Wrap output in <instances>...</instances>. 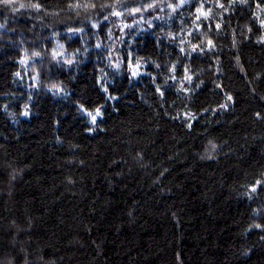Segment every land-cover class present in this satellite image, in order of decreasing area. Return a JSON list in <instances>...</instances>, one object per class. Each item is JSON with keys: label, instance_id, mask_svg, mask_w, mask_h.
Wrapping results in <instances>:
<instances>
[{"label": "trees", "instance_id": "trees-1", "mask_svg": "<svg viewBox=\"0 0 264 264\" xmlns=\"http://www.w3.org/2000/svg\"><path fill=\"white\" fill-rule=\"evenodd\" d=\"M262 12L0 3V264H264Z\"/></svg>", "mask_w": 264, "mask_h": 264}, {"label": "rangeland", "instance_id": "rangeland-1", "mask_svg": "<svg viewBox=\"0 0 264 264\" xmlns=\"http://www.w3.org/2000/svg\"><path fill=\"white\" fill-rule=\"evenodd\" d=\"M262 21H264V12H262ZM139 23V16L137 17H133L130 21L128 22H119L117 23V25H114V29H113V34H112V38L113 36H117V37H120V34H119V31L121 32L124 28L128 27V26H136L137 24ZM112 33V32H111ZM109 59L111 61V64L113 66H116V65H119L122 61H121V56H119V53L117 52V49L116 48H112L110 53H109ZM128 70H129V73L130 75L133 77L132 73L133 71L135 70L137 72V75L134 77L136 78L138 75H140L141 73L144 72V62L141 60V59H138V60H135V61H132L128 64ZM51 90L53 89H59L60 90V87L59 85H56L54 87H51L50 88ZM100 110V113H101V109ZM96 111H92V112H85V115L87 117V119L89 120L90 123L94 124L92 119H91V116L89 115V113H91L92 115H95L96 114ZM101 116V114H100ZM99 116V117H100ZM97 117V119L99 118Z\"/></svg>", "mask_w": 264, "mask_h": 264}, {"label": "snow or ice", "instance_id": "snow-or-ice-1", "mask_svg": "<svg viewBox=\"0 0 264 264\" xmlns=\"http://www.w3.org/2000/svg\"><path fill=\"white\" fill-rule=\"evenodd\" d=\"M13 2V0H0V3H4V4H10V3H12ZM181 2L183 3L184 2V0H181ZM260 3H262V4H264V0H260ZM80 5L79 4H77L76 5V7H79ZM222 6V5H221ZM25 7V5H23V4H21L20 5V8H24ZM32 7H34V8H39L40 7V5L39 4H34V5H32ZM134 11H139V9H135ZM115 15H117V16H119L120 15V13L119 12H116V13H114ZM202 15H204V16H207V13H202ZM197 20H199L200 19V17L199 16H197V18H196ZM261 24H262V26H264V21H261ZM0 27H2V25H0ZM94 27H95V25H94ZM220 27V25H217V28H219ZM208 45H209V47L211 48V47H213V45H212V41L211 40H209L208 41ZM97 47H99V45H97ZM196 45H194L193 46V50L195 51V49H196ZM181 51H183V49H181ZM37 55H38V53H37ZM67 63H69V64H71L72 63V61H67ZM116 67H119V65H116ZM175 70V68H173V71ZM132 75H133V77H135L136 75H137V72L134 70L133 71V73H132ZM189 81L191 80V76H188V77H186ZM105 91H107V89H105ZM229 99H231V97H229ZM28 113L27 112H25V115H27ZM100 110L99 109H97V111H96V114L95 115H92L91 113H89V115L91 116V119H92V121H93V123H95L96 122V120H97V117H99L100 116ZM259 183V182H258ZM253 191H255V188H253L252 189Z\"/></svg>", "mask_w": 264, "mask_h": 264}]
</instances>
